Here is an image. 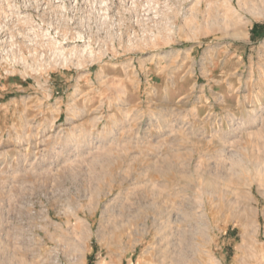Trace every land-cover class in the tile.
<instances>
[{"label": "rangeland", "instance_id": "1", "mask_svg": "<svg viewBox=\"0 0 264 264\" xmlns=\"http://www.w3.org/2000/svg\"><path fill=\"white\" fill-rule=\"evenodd\" d=\"M0 264H264V0H0Z\"/></svg>", "mask_w": 264, "mask_h": 264}, {"label": "bare ground", "instance_id": "2", "mask_svg": "<svg viewBox=\"0 0 264 264\" xmlns=\"http://www.w3.org/2000/svg\"><path fill=\"white\" fill-rule=\"evenodd\" d=\"M45 6H46V5H45ZM25 10H26V9H25ZM34 31H35V30H34ZM73 50H74V49H73ZM62 51H63V50H62ZM62 51H61V52H62ZM67 51H68V50H67ZM75 51H76V50H75ZM75 51H74V52H75ZM77 51H78V50H77ZM79 52H80V51H79ZM83 52H84V51H83ZM83 52H82V54H83ZM66 53H67V52H66ZM76 53H78V52H76ZM61 54L63 55V53H61ZM79 54H81V53H79ZM72 55H73V54H72ZM72 55H70V57H71ZM77 55H78V54H77ZM87 55H88V54H87ZM64 56H65V55H64ZM74 56H75V55H74ZM72 57H73V56H72ZM65 59H66V58H65ZM74 59H75V58H74ZM78 59H79V58H78Z\"/></svg>", "mask_w": 264, "mask_h": 264}]
</instances>
